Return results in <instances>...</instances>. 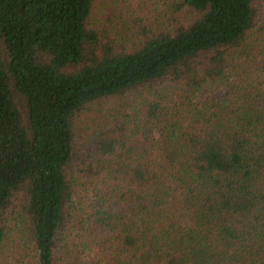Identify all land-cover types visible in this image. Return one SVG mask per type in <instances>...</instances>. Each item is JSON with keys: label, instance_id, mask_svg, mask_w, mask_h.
<instances>
[{"label": "trees", "instance_id": "obj_1", "mask_svg": "<svg viewBox=\"0 0 264 264\" xmlns=\"http://www.w3.org/2000/svg\"><path fill=\"white\" fill-rule=\"evenodd\" d=\"M94 2L0 0V252L264 264V0H172L131 49Z\"/></svg>", "mask_w": 264, "mask_h": 264}, {"label": "rangeland", "instance_id": "obj_2", "mask_svg": "<svg viewBox=\"0 0 264 264\" xmlns=\"http://www.w3.org/2000/svg\"><path fill=\"white\" fill-rule=\"evenodd\" d=\"M171 5L172 0H95L91 18L94 25L105 27L113 39L131 49L151 32L168 26ZM100 103L89 105L75 118L73 132L77 141L82 139L86 126L102 107ZM22 255L20 258L4 248L0 261L3 264H35L30 248L23 250Z\"/></svg>", "mask_w": 264, "mask_h": 264}]
</instances>
